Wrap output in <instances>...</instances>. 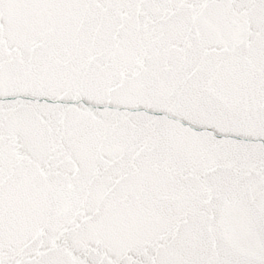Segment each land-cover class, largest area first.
Instances as JSON below:
<instances>
[{"label": "snow or ice", "instance_id": "obj_1", "mask_svg": "<svg viewBox=\"0 0 264 264\" xmlns=\"http://www.w3.org/2000/svg\"><path fill=\"white\" fill-rule=\"evenodd\" d=\"M0 264H264V0H0Z\"/></svg>", "mask_w": 264, "mask_h": 264}]
</instances>
